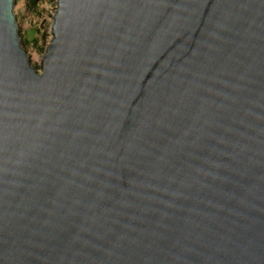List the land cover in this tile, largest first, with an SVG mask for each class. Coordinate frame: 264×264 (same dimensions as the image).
Masks as SVG:
<instances>
[{"label": "water", "instance_id": "obj_1", "mask_svg": "<svg viewBox=\"0 0 264 264\" xmlns=\"http://www.w3.org/2000/svg\"><path fill=\"white\" fill-rule=\"evenodd\" d=\"M0 0V264H264V0H57L40 70Z\"/></svg>", "mask_w": 264, "mask_h": 264}, {"label": "rangeland", "instance_id": "obj_2", "mask_svg": "<svg viewBox=\"0 0 264 264\" xmlns=\"http://www.w3.org/2000/svg\"><path fill=\"white\" fill-rule=\"evenodd\" d=\"M26 1L27 0H17L13 7L15 12V22L18 26L17 34L18 36H22L23 39L30 41H33L34 38H38L37 41H34L33 46L27 43L24 45V47L27 52L26 55L33 65V68L40 70L43 53L39 51L40 48L38 43H43V46L45 45L46 48L49 41L53 37V35H51V31L54 24L53 17L57 13L58 9L57 0H44L41 2L39 4V8L42 7L43 9L41 15H33L27 12L25 10ZM41 31H43V35H45V40H42V37L37 35L40 34ZM21 46L23 47L22 44Z\"/></svg>", "mask_w": 264, "mask_h": 264}, {"label": "trees", "instance_id": "obj_3", "mask_svg": "<svg viewBox=\"0 0 264 264\" xmlns=\"http://www.w3.org/2000/svg\"><path fill=\"white\" fill-rule=\"evenodd\" d=\"M17 1V0H16ZM44 0H27L25 2V10L33 15H41L42 14V7L39 8V4L43 2ZM38 36L42 37V40H45V35H43V31L40 32V34H37ZM37 36V37H38ZM19 38L21 39V44L23 45V48L25 49L24 45L29 43L33 46L34 41H37L38 38H34L33 41L23 39L22 36L19 35ZM29 41V42H28ZM40 52L45 54L46 48L45 45L43 46V43L39 44ZM43 47V48H42Z\"/></svg>", "mask_w": 264, "mask_h": 264}]
</instances>
